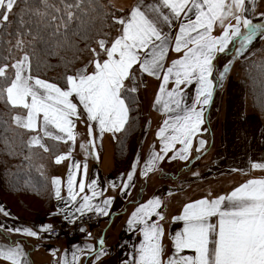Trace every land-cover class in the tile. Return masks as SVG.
<instances>
[{"label":"snow or ice","instance_id":"6c2138e0","mask_svg":"<svg viewBox=\"0 0 264 264\" xmlns=\"http://www.w3.org/2000/svg\"><path fill=\"white\" fill-rule=\"evenodd\" d=\"M261 2L137 0L127 15L117 17L114 12L105 11L106 6L100 0H0V34L13 23L18 25L15 43L8 41L9 54L12 48L24 53L11 64L7 63L8 56H0V60L4 61L0 63V100L9 106L10 112L19 110L11 115L15 128L36 133L26 141L29 150L39 148L47 153L55 145L46 144L45 138L75 143L73 117L79 119L82 114L99 126L101 137L105 132H126L127 126H130L132 106L136 103L134 94L140 87L137 83L138 66L141 73L162 80L153 106H160V110L168 114L157 132L160 150L150 154L142 175L147 176L156 170L169 152L173 153L170 160L187 161L194 137L202 130L207 131L202 126L206 122L205 107L213 99L215 85L212 76L217 54L226 53L228 45L234 41H239V52L256 36H264V12L258 14L260 22L254 23L252 19ZM21 4L23 7H20ZM118 11L123 12L124 9ZM12 17L18 19L14 21ZM109 19L112 24H108ZM97 21L109 28L119 25L116 29L119 34L109 40L110 33L103 32L101 27L96 33L104 37L96 41L99 51L91 48L93 59L77 69L75 74L65 75L63 86L33 74L31 55L35 54L37 42H45L44 33L48 34L51 46L74 47V37L92 39ZM217 25L222 30L218 36L212 34ZM174 27H178L175 33L172 31ZM173 42L172 50L183 55L165 68L164 60ZM27 48L32 49L31 55ZM227 71L228 65H225L224 72L219 74L221 80ZM170 83L173 85L171 88L168 87ZM189 86L195 87L191 103L186 92ZM74 99L82 105L81 110H78ZM2 122L7 124V121ZM6 130L15 131L11 125ZM88 134L92 135L91 124L88 125ZM4 142L6 145L9 143L7 138ZM89 143L94 147L93 141ZM205 144L206 141L200 139L197 151ZM177 145L181 147L176 149ZM81 148L87 150L84 144ZM70 156L71 152L56 156L55 163L60 164ZM26 159H31V156ZM138 163L137 155L132 171L127 173L124 189L130 186ZM80 168L79 163L69 168L67 199L75 206L77 197L86 188L91 195L81 196L74 212L60 210L72 223L75 222L72 219L74 213L83 216L94 211L109 215L108 209L113 202V198H107L102 202L103 207L92 203L103 193L98 190L96 179L87 184L81 179L77 184L76 171ZM252 168L264 170V163H254ZM87 171L88 166L84 164V177ZM52 184L56 198L64 199L61 197L60 178H53ZM161 207V199L154 197L140 204L132 213L127 221L128 229L138 228L142 239L132 258L124 260L123 264H264V177L250 179L227 195L185 204L182 214L173 217V222H182L183 226L169 234L172 252L167 255L163 243L165 230L160 223L165 216L158 211ZM0 213L10 215L2 206ZM153 217L158 219L153 220ZM40 230L49 232L52 225H42ZM6 231L20 233L22 230L9 228ZM80 231L85 229L82 227ZM23 234L30 237L39 235L30 228L23 229ZM99 243L101 246L104 244L102 238ZM88 247L91 251V246ZM188 252L192 254H186ZM105 254L101 247L96 260L99 261ZM79 259L73 252L72 261H65V264H78ZM0 261L29 264L27 254L19 243L0 244Z\"/></svg>","mask_w":264,"mask_h":264},{"label":"crops","instance_id":"0c3cea01","mask_svg":"<svg viewBox=\"0 0 264 264\" xmlns=\"http://www.w3.org/2000/svg\"><path fill=\"white\" fill-rule=\"evenodd\" d=\"M110 3L112 8L115 10V15L119 17L122 15H127L131 8L136 5L137 0H110ZM120 8H123L124 11H118V9ZM256 12L257 14L252 17L254 23L260 22L258 14L260 12H264V0H262V2L258 4ZM119 27L120 26L118 25L117 28ZM172 31L173 33H175L176 31H178V27H174ZM221 32L222 30L220 26L217 25L214 27L212 34L218 36L221 34ZM118 34V31L115 30L111 39H114ZM235 43L236 41L230 43L228 47ZM173 47L174 42L172 45H170L169 51L165 57V68L171 66L173 60L179 59L183 55L182 52L177 53L172 50ZM95 49L99 51V46L97 43ZM92 59L93 54L87 60H85L84 66L88 65L89 61ZM218 61L219 53L217 54V59L214 61V70L218 69V65L215 66V62L217 63ZM89 71H91V66H89ZM136 72L137 83L140 84L139 89H145L146 87H148L149 89H154L155 95L156 90L159 89L162 80L157 79L155 76H149L146 73H141L138 66H136ZM162 75L163 73H161V76ZM172 86L173 85L171 83L168 85L169 88H171ZM186 89H188L187 95L188 100L190 101V99L192 98L190 89H195V87L189 86ZM214 93L215 91H213V95ZM134 95L136 97L137 92ZM150 99L152 100V98ZM74 102L78 104V110H81L82 105H79L78 100L74 99ZM212 102L210 105L205 107L206 122L202 126L203 129H207L209 138L211 133V129L208 128L210 126L209 114L212 108ZM217 110V114H219L220 110L218 108ZM82 117L85 123L84 128L87 133H80L78 135L76 134L75 143H73L72 141H68L67 143L63 141H53L47 138H45L44 141L50 146L55 145V148L54 150L46 153L48 156V163L43 169L48 171L49 174L52 175V177L60 178L61 197H63L64 199L56 198L55 187L52 184L53 178H50L48 174L43 171V169L42 173L50 182L51 192L50 209L45 214L34 215L15 210L12 207L11 203H9L8 199L4 198L2 200L0 198V206H2L7 212L10 213V215L8 216H4L3 213H0V244L19 243L24 252L27 254L29 264H65V261H72L73 252H76L80 258L78 264H123L124 260H129L132 258V256L135 254L136 248L139 246V243L142 239L138 228L136 230L128 229V219L140 204L146 203L148 200L153 199L154 197H159L162 201V207L158 209V211L162 212L165 216V219L163 221H160L165 230L163 243L167 249L166 255L171 254L172 242L169 234L175 233V231L179 230L183 226L182 222H173V217L182 214V210L185 204L203 198L197 197L192 201L182 200L187 196L188 187L185 186L184 188L183 182L177 183L175 179L178 177L177 173H181L183 169H186V166L188 164L186 161L180 159L170 160L169 157H171V155L173 154L172 152H169L168 157H166L164 161L159 162L158 168L156 170L149 172L147 176L142 175L145 163L149 159L150 154L153 151L159 152L160 150L161 142L157 137V132L162 126L163 121L168 118V114L163 113L162 115H155L154 119H152L151 115H149V121L151 120L153 128L150 132L151 136H148L150 137L151 143L149 149L146 151V142L148 137H146L145 135L141 136L140 134L138 141L132 149L131 153L128 155V158L121 165H117L115 156V141L121 132L115 134L105 132L101 137L99 126L95 122L88 121L86 118V114H82ZM154 120H156V123L153 125ZM224 121L227 120L224 119ZM89 124L92 125L91 136H89L88 134ZM205 126H207V128ZM94 131H96V133H94ZM205 133L206 131L202 130L196 137H194L191 148L192 155L195 153V151H197L198 148H200V136L205 137ZM35 134L36 133H32L29 134V136ZM90 141L94 142V147L93 144L89 143ZM81 144H84L87 150L81 148ZM208 145L204 146V148L206 147L205 149L202 148L200 150V154L197 153L194 156L196 158H201L202 155H206L210 151H212V154L214 151L216 152L214 156L219 153L218 148L212 149V145ZM180 147L181 145H177L176 149H179ZM193 148H195L196 150L192 151ZM176 149H174L173 151H175ZM69 152H71V156L68 159L63 160L60 164L55 163L56 156L67 155ZM261 152V160L259 161V163H264V150H262ZM137 155L139 156V163L137 164L133 180L130 182V186L127 189H124L123 184L127 181V173L132 171V164L136 161ZM215 160L216 159L211 160L210 165H212ZM76 163H79L81 165L79 171L73 169L74 171H76L77 184L81 179H84L85 184L90 183L92 179H96L98 182V190L102 191L103 193V195L96 197L92 201L94 205L100 204L101 207H103V200L107 198H113L112 205L108 209L109 215L105 216V219L103 220L104 222L101 224V226L98 225L97 229L88 231L86 236L82 239L69 240L65 243H59L57 241H53L54 243H44L42 239H44L46 236H43L44 232L40 230L41 226L49 224L52 225L56 221H69L65 219L66 213H62L60 212V210L68 209L69 212H74V207L78 206L80 197L85 194L91 195V192H89V190L86 188L85 192L80 193V195L77 197V203L75 206L67 199V178L69 175V168ZM84 164H87L88 166L86 177L83 176ZM172 164H174L173 168H179L175 175H173ZM168 166L171 169H169ZM211 171L214 173V167L211 168ZM251 174H253V172H251ZM262 177H264V170H262L260 172V175H258V178ZM247 181L248 180L243 181L239 184L232 185L220 192L213 193L211 195V199H214L220 195H227L235 188L239 187ZM168 184L172 188V191L170 193L166 192ZM161 188L162 191H159ZM76 191H79L78 187L76 188ZM54 213L58 214L54 215ZM87 213H94V211L86 212L85 214ZM78 216H80V213H74L72 219L75 220ZM157 219L158 217H153V220ZM9 228H20L22 231L20 233L6 231V229ZM25 228H30L33 231L38 232V237H30L24 235L23 229ZM101 238L104 241V244L102 246L99 243ZM88 246H91V251L89 250ZM100 246L107 248L109 252L105 256L102 255L100 260L97 261L96 255L100 251ZM77 249H83V251H78ZM53 252H55V255H53ZM186 254L192 253L188 252ZM0 264H8V262L0 261Z\"/></svg>","mask_w":264,"mask_h":264},{"label":"rangeland","instance_id":"374dc122","mask_svg":"<svg viewBox=\"0 0 264 264\" xmlns=\"http://www.w3.org/2000/svg\"><path fill=\"white\" fill-rule=\"evenodd\" d=\"M263 38L264 36H256L250 44H247L245 48L239 52L237 51L240 47L239 41H236L235 44L228 47L226 53H219V61L217 63L215 62V66L218 65V69L213 70L212 76L215 85V93L213 95L212 108L209 114L210 126L208 124V128L211 129L210 138L207 134L208 131H206L205 137L200 136L201 139L206 141L205 146L211 144L212 149H219V153L214 156L216 152L214 151L212 154V151H210L208 154L202 155L201 158H196L194 155L197 153L200 154L201 151H195L196 149L193 148L192 151H195V153L192 155L190 149L189 159L186 161L188 165L181 173H177L178 177L175 179L177 183L183 182L184 188L185 186L188 187L187 196L182 199L183 201H192L197 197L211 199L213 193L220 192L246 180L256 179L262 171L252 168V164L259 163L261 160V151L264 150L262 117L251 107L250 100L246 93V83L239 70V63L260 50V47L264 44ZM15 50L17 54L16 59L21 58L24 53L18 49ZM87 59L88 58L82 59L74 72H76L77 68L84 67L85 60ZM15 60L11 63H14ZM225 65H228V71L221 80L219 74L224 72ZM60 79L63 80L62 77ZM50 82H56L63 86L59 81ZM158 90L159 89L156 90L155 95L154 89H149L148 87L137 91V102L134 105L138 108L136 113L140 119L139 132L141 136H151L150 132L153 128L151 120L149 121V115L154 119L155 115H162L164 113L160 110V106H153ZM190 91L193 97L195 89H190ZM186 92H188V89H186ZM150 98H152V100ZM188 102L191 103V99L190 101L188 100ZM217 108L220 110L219 114H217ZM224 119L227 121H224ZM73 120L75 122V134L87 133L84 128L85 123L82 115L79 119L73 117ZM155 123L156 120L153 121V125ZM205 127L207 128V126ZM94 133H96V131H94ZM150 145V137H148L146 151L149 149ZM214 159L216 160L210 165L211 160ZM173 166L174 164H172V168ZM212 167H214V173L211 171ZM178 169L173 168V175H175ZM43 171L47 173L50 178H55L52 177L48 171L44 169ZM251 172H253V174H251ZM159 191H162V188ZM171 191L172 188L168 184L166 192L170 193ZM0 198L2 200L5 198L1 191V187ZM103 222L102 220L100 226ZM97 228L98 227L87 225L85 227V233ZM42 241L47 243L57 240L51 237H45ZM57 242L65 243L66 241Z\"/></svg>","mask_w":264,"mask_h":264},{"label":"trees","instance_id":"16d2710c","mask_svg":"<svg viewBox=\"0 0 264 264\" xmlns=\"http://www.w3.org/2000/svg\"><path fill=\"white\" fill-rule=\"evenodd\" d=\"M100 3L106 6L105 11L115 13L110 0H100ZM20 7H23V5L21 4ZM18 10L15 9L14 11ZM12 19L15 21L18 17H12ZM25 19L27 20L28 17L25 16ZM108 24H112L111 19L108 20ZM117 26L112 28L104 27L100 21H97L96 28L92 33V39L83 40L79 37H74V47L65 46L58 48L51 46L48 34L44 33L45 42H37L35 44L34 55H31V48L26 49L31 55L33 74H37L45 80L59 81L64 85V80L60 78L73 74L82 59L89 58L93 54L90 49L95 48L96 41L104 38L102 34H96L100 28L103 27V32L110 33V40ZM17 27L18 25L13 23L5 32L0 34V56H8L7 63H11L17 58L16 48H12L11 55L9 54L10 45L8 43V41H11L12 44L15 43ZM8 33L12 34L9 35ZM25 38L30 39V37ZM3 62L0 60V63ZM239 67L246 83V93L251 107L256 113L261 115L264 127V44L254 55L240 61ZM132 108L130 126H127L128 130L121 132L115 141L117 165H121L128 158L140 136V119L136 113L137 108L135 105ZM16 111L19 110L10 112L9 106L0 100L1 191L15 210L34 215L45 214L50 209L51 192L50 182L42 173V169L48 163V156L42 149L33 148L30 151L26 146L30 132L17 129L15 125H12L11 115ZM2 121H7V124ZM9 125L15 131L6 130ZM5 138L9 141L7 145L4 142ZM35 153H38V155ZM28 156H31V159H26Z\"/></svg>","mask_w":264,"mask_h":264},{"label":"built area","instance_id":"2783aa9c","mask_svg":"<svg viewBox=\"0 0 264 264\" xmlns=\"http://www.w3.org/2000/svg\"><path fill=\"white\" fill-rule=\"evenodd\" d=\"M104 219V215L94 212L84 214L83 216H78L74 223L69 221H56L52 224V230L49 232H44L43 236L54 238L60 242L79 240L84 238L87 234L85 233L86 231L81 232L80 228L83 227L85 229L87 225L97 227ZM99 248L101 249V246ZM102 248L104 252L108 254L109 250L105 247Z\"/></svg>","mask_w":264,"mask_h":264}]
</instances>
